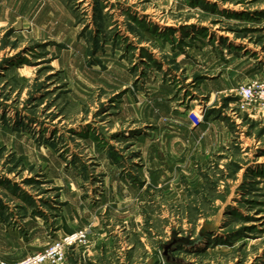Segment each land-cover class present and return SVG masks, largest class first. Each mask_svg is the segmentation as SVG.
Masks as SVG:
<instances>
[{
    "label": "rangeland",
    "instance_id": "obj_1",
    "mask_svg": "<svg viewBox=\"0 0 264 264\" xmlns=\"http://www.w3.org/2000/svg\"><path fill=\"white\" fill-rule=\"evenodd\" d=\"M252 76L264 0H0V261L264 264Z\"/></svg>",
    "mask_w": 264,
    "mask_h": 264
},
{
    "label": "built area",
    "instance_id": "obj_2",
    "mask_svg": "<svg viewBox=\"0 0 264 264\" xmlns=\"http://www.w3.org/2000/svg\"><path fill=\"white\" fill-rule=\"evenodd\" d=\"M239 111L264 110V77H252L235 89ZM87 231L79 229L66 233L37 253L27 255L13 264H63L67 249H75L87 242ZM0 264H10L0 261Z\"/></svg>",
    "mask_w": 264,
    "mask_h": 264
},
{
    "label": "crops",
    "instance_id": "obj_3",
    "mask_svg": "<svg viewBox=\"0 0 264 264\" xmlns=\"http://www.w3.org/2000/svg\"><path fill=\"white\" fill-rule=\"evenodd\" d=\"M255 72V70H253V69H250V73L251 74H253ZM250 74V75H251ZM255 76H258V75H255ZM252 77H254V76H252ZM218 123H215V122H209V124L207 123L206 125H203V124H199V125H197V126H188L187 124L185 125V126H187L189 129H191L192 131H190V132H192L191 134H193V136H195L196 134H198L200 131H202V129L204 130V131H202L201 132V135H204L201 139L204 141V140H207L208 139V137L209 136H211V135H213V131L212 130H214V128H216V126H219L220 127V129H221V133H218V139H219V136H220V134H222V139H227L228 138V136L230 135V131L228 130V127L226 126V125H223L224 123H219V124H222V125H217ZM207 125H208V127H207ZM204 126H206V128L204 129ZM211 129H210V128ZM207 129H209V131L207 130ZM205 142V141H204ZM66 221H67V219H66ZM60 229H63L62 227L60 228ZM76 228L72 225V224H69L68 223V221H67V229H66V231L67 232H72V231H74ZM59 230V229H58ZM68 230H70V231H68ZM31 250H35V249H30V252H28V254H30V253H32L33 251H31ZM34 253V252H33ZM27 255V254H26ZM9 261V260H8ZM8 261H5V262H8Z\"/></svg>",
    "mask_w": 264,
    "mask_h": 264
}]
</instances>
